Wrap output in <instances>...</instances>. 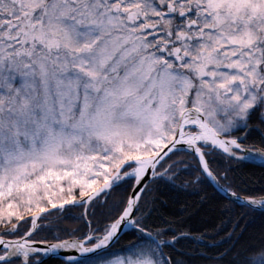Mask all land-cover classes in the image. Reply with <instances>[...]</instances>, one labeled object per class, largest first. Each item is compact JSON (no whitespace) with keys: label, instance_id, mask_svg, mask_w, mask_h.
Returning <instances> with one entry per match:
<instances>
[{"label":"snow or ice","instance_id":"snow-or-ice-1","mask_svg":"<svg viewBox=\"0 0 264 264\" xmlns=\"http://www.w3.org/2000/svg\"><path fill=\"white\" fill-rule=\"evenodd\" d=\"M0 264H264V0H0Z\"/></svg>","mask_w":264,"mask_h":264},{"label":"trees","instance_id":"trees-1","mask_svg":"<svg viewBox=\"0 0 264 264\" xmlns=\"http://www.w3.org/2000/svg\"><path fill=\"white\" fill-rule=\"evenodd\" d=\"M226 166V161L218 160L213 167L223 168ZM235 167V165H234ZM241 168L244 172L253 174V179L261 175L262 167L253 164L243 163ZM186 176H181L180 180L186 179ZM180 180L177 181L179 184ZM259 187V183L256 185ZM149 197H155L158 200L157 207L159 211L168 218H182L186 230L194 235L200 232L210 231L211 226L219 224L221 219H227L229 211L222 209L219 205L218 196L214 193L213 188L207 187L200 190H182L171 185H159L154 187L149 193ZM203 197V199H202ZM242 209L236 207L231 209V215L238 214ZM51 219H56L52 217ZM65 224H74L75 221H65ZM259 221L257 220V226ZM122 236H125L122 235ZM219 239V238H217ZM125 241H122V243ZM186 247H199V244H193L190 241L183 242ZM204 243H210L205 240ZM227 246V245H225Z\"/></svg>","mask_w":264,"mask_h":264},{"label":"water","instance_id":"water-1","mask_svg":"<svg viewBox=\"0 0 264 264\" xmlns=\"http://www.w3.org/2000/svg\"><path fill=\"white\" fill-rule=\"evenodd\" d=\"M243 163L253 164L262 167L259 161H244ZM128 231H129L128 229H125L124 232L121 233V235H124Z\"/></svg>","mask_w":264,"mask_h":264}]
</instances>
